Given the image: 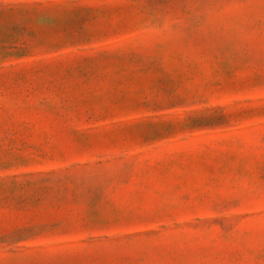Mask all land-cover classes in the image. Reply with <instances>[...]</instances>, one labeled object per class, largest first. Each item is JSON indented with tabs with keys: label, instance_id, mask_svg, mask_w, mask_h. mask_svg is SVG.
<instances>
[{
	"label": "rangeland",
	"instance_id": "rangeland-1",
	"mask_svg": "<svg viewBox=\"0 0 264 264\" xmlns=\"http://www.w3.org/2000/svg\"><path fill=\"white\" fill-rule=\"evenodd\" d=\"M0 264H264V0H0Z\"/></svg>",
	"mask_w": 264,
	"mask_h": 264
}]
</instances>
